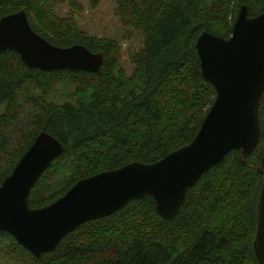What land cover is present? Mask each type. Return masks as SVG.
I'll list each match as a JSON object with an SVG mask.
<instances>
[{
	"label": "trees",
	"instance_id": "1",
	"mask_svg": "<svg viewBox=\"0 0 264 264\" xmlns=\"http://www.w3.org/2000/svg\"><path fill=\"white\" fill-rule=\"evenodd\" d=\"M107 0H91L96 10ZM116 15L142 33L132 75L121 46L86 36L76 14L59 17L64 0H0V19L25 10L32 28L55 46L103 53L101 74L30 70L14 51L0 53V187L46 132L65 148L33 188L29 205L44 208L78 181L133 162L156 163L188 146L211 110L216 89L202 77L196 42L204 31L229 39L243 5L264 13V0H115ZM71 9L79 11L71 1ZM261 140L241 161L232 151L188 191L173 220L152 198L84 224L52 253L33 256L0 231V264H260L255 251L264 178Z\"/></svg>",
	"mask_w": 264,
	"mask_h": 264
},
{
	"label": "water",
	"instance_id": "2",
	"mask_svg": "<svg viewBox=\"0 0 264 264\" xmlns=\"http://www.w3.org/2000/svg\"><path fill=\"white\" fill-rule=\"evenodd\" d=\"M202 77L217 92L196 138L153 164L130 163L81 179L49 206L32 209L29 197L40 178L65 153L42 132L0 187V231L33 256L54 252L64 238L86 223L107 218L135 200L150 197L157 213L173 220L188 191L232 151L248 158L261 140L260 105L264 94V13L250 17L243 5L232 36L204 31L196 42ZM14 51L30 69L101 74L103 53L74 45L61 48L38 34L25 10L0 19V53ZM254 251L264 264V178L257 210Z\"/></svg>",
	"mask_w": 264,
	"mask_h": 264
},
{
	"label": "rangeland",
	"instance_id": "3",
	"mask_svg": "<svg viewBox=\"0 0 264 264\" xmlns=\"http://www.w3.org/2000/svg\"><path fill=\"white\" fill-rule=\"evenodd\" d=\"M71 1L77 3L79 11H74L69 5ZM117 3L115 0L102 2L96 10L91 7V0H64L57 7V15L66 17L76 14L83 33L91 38L113 40L121 46V65L128 75L135 69L133 56L144 46L142 33L124 25L116 15ZM5 108L0 107V116Z\"/></svg>",
	"mask_w": 264,
	"mask_h": 264
}]
</instances>
